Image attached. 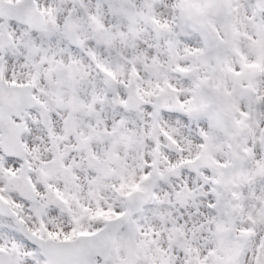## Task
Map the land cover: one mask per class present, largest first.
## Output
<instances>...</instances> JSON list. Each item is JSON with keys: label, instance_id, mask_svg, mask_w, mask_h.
<instances>
[{"label": "snow or ice", "instance_id": "1", "mask_svg": "<svg viewBox=\"0 0 264 264\" xmlns=\"http://www.w3.org/2000/svg\"><path fill=\"white\" fill-rule=\"evenodd\" d=\"M0 264H264V0H0Z\"/></svg>", "mask_w": 264, "mask_h": 264}]
</instances>
